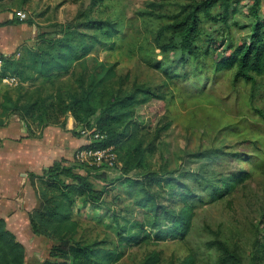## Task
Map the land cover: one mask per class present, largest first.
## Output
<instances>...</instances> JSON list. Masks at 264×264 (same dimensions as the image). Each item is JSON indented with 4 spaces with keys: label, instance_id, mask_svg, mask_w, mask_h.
<instances>
[{
    "label": "trees",
    "instance_id": "obj_1",
    "mask_svg": "<svg viewBox=\"0 0 264 264\" xmlns=\"http://www.w3.org/2000/svg\"><path fill=\"white\" fill-rule=\"evenodd\" d=\"M249 1L248 20L234 19L231 23L233 15L240 11V0H190L181 12L171 14L172 20L156 31L153 36L156 47L164 52L180 53L175 69L203 55L212 59L217 72L233 70L235 80L251 82L257 87L259 81L264 82L263 0ZM166 5L167 2H163L160 7ZM217 7L220 12L215 13ZM140 14L149 18L159 16L153 10ZM204 21L222 22L223 31L217 36L203 38L201 23ZM28 22L35 24L31 20ZM234 28L246 30V35L238 38ZM119 33V25L114 20L92 19L88 14H80L73 20L52 24L50 30H39L33 41L22 44L13 55L3 56L0 126L15 114L26 123L29 137H41L46 127L66 128L67 119L73 117L80 127L78 132L74 130L76 135H81L83 130L90 131V143L79 150L113 147L117 154L114 165L120 163L125 174L144 169L145 137L154 133L157 139L171 127V122L162 123L161 118L166 112L167 94L162 86L151 87L138 82L125 88V77L118 73L117 62L95 58L94 64H89L88 57L97 47L107 46L114 50L115 42L107 40ZM201 63L204 64V60ZM153 66L159 68L157 62ZM77 67L79 72H76ZM69 73L75 87L57 85L52 80ZM6 77H16L18 83L2 84ZM39 81V86L33 84ZM48 83L52 85L49 90ZM256 110L264 118V111ZM113 166L77 158L71 162L62 159L55 160L43 174L30 175L38 200L29 213L32 231L53 241L49 259L42 264H119L131 247L186 239L196 208L206 204L205 197L194 192L176 193V186L186 185L176 177L154 172H138L135 178L126 176L123 180L136 188L139 193L136 204L145 210L138 232L128 233L121 224V213L114 212L111 219L116 228L115 240L82 238L74 205L80 201L98 207V202H103L102 197L109 190L98 188L95 181L107 183L108 170ZM247 177L231 173L221 180L223 187L213 184L209 201L224 198ZM175 203L178 206H174ZM215 245L221 264H242L241 258L225 242L216 240ZM0 264H26L25 246L7 227L4 218H0ZM136 264H163V257L160 251L153 250ZM178 264H197V257L189 253Z\"/></svg>",
    "mask_w": 264,
    "mask_h": 264
},
{
    "label": "rangeland",
    "instance_id": "obj_2",
    "mask_svg": "<svg viewBox=\"0 0 264 264\" xmlns=\"http://www.w3.org/2000/svg\"><path fill=\"white\" fill-rule=\"evenodd\" d=\"M163 2L167 5L160 7ZM188 2L190 0H14L12 4L24 20L38 24V30H50L52 24L73 20L80 14L116 21L120 33L107 40L115 42L114 50L97 47L88 57L89 64L92 66L95 58L117 62L118 73L125 77V88L138 82L151 87L162 86L167 94L166 112L161 118L162 123L171 122V127L157 139L154 133L145 137L144 169L125 174L118 163L108 170L107 183L95 181L98 188L109 190L104 193L103 202L97 203L98 207L76 201L74 213L80 222L81 237L115 240L116 228L111 219L114 212L121 213V224L128 233L138 232L145 210L136 204L139 197L136 188L123 180L126 176L135 178L138 172H154L176 177L186 185L176 186V193L194 192L204 196L206 204L196 208L192 229L185 240L131 247L119 264H136L153 250L161 252L163 264L171 261L178 264L189 253L195 254L197 264H221L216 240L225 242L241 258L242 264H264V118L256 110L264 111V82L259 81L255 87L251 82L235 80L233 70L217 72L212 59L203 55L175 69L180 53L162 51L156 47L153 36L172 20L171 14L181 12ZM249 2L240 0V11L233 15L231 23L234 19L248 20ZM145 10H153L159 16L141 15ZM214 10L220 12L219 7ZM261 10L264 14V0ZM201 24L203 38L217 36L224 27L222 22L215 21ZM233 31L238 38L246 35V30L234 28ZM156 62L159 68L153 66ZM79 71L77 67L76 72ZM52 80L57 85L75 87L70 73ZM2 81V84L16 85ZM33 84L39 86L41 82ZM46 86L48 90L52 88L50 83ZM76 157L77 153L74 160ZM231 173L248 177L224 198L210 202L209 192L213 186L223 187L221 180ZM174 206H178L177 203ZM134 223L137 226L133 227ZM35 240L27 252V264H42L49 259L53 241L47 237Z\"/></svg>",
    "mask_w": 264,
    "mask_h": 264
},
{
    "label": "crops",
    "instance_id": "obj_3",
    "mask_svg": "<svg viewBox=\"0 0 264 264\" xmlns=\"http://www.w3.org/2000/svg\"><path fill=\"white\" fill-rule=\"evenodd\" d=\"M13 1L0 0L2 56L13 55L22 44L38 36V24L21 19ZM74 130L80 128L73 117L67 119L66 128L46 127L41 137H29L26 123L15 114L0 126V218L24 244L26 264L31 242L46 238L36 235L30 224L29 213L38 203L30 175L43 174L55 160H74L79 148L90 143L89 134L76 135Z\"/></svg>",
    "mask_w": 264,
    "mask_h": 264
},
{
    "label": "built area",
    "instance_id": "obj_4",
    "mask_svg": "<svg viewBox=\"0 0 264 264\" xmlns=\"http://www.w3.org/2000/svg\"><path fill=\"white\" fill-rule=\"evenodd\" d=\"M20 18L23 19L22 13H19ZM3 63V56L0 55V68ZM4 81L9 83L16 84L18 82L16 77H6ZM82 133L90 134V131L83 130ZM95 137H98V134H95ZM80 153V154H79ZM79 161H90L91 163L101 164L107 163L110 166H113L117 160V154L113 150V147H108L105 149H83L78 150L77 157Z\"/></svg>",
    "mask_w": 264,
    "mask_h": 264
}]
</instances>
